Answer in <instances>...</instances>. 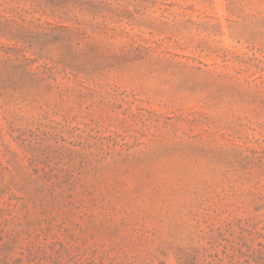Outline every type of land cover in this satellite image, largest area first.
<instances>
[{
	"label": "rangeland",
	"instance_id": "1",
	"mask_svg": "<svg viewBox=\"0 0 264 264\" xmlns=\"http://www.w3.org/2000/svg\"><path fill=\"white\" fill-rule=\"evenodd\" d=\"M0 264H264V0H0Z\"/></svg>",
	"mask_w": 264,
	"mask_h": 264
}]
</instances>
